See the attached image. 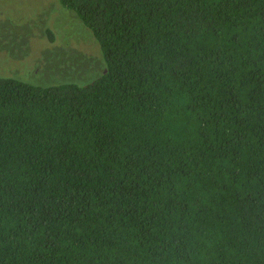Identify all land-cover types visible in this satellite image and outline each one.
I'll list each match as a JSON object with an SVG mask.
<instances>
[{"label": "trees", "instance_id": "16d2710c", "mask_svg": "<svg viewBox=\"0 0 264 264\" xmlns=\"http://www.w3.org/2000/svg\"><path fill=\"white\" fill-rule=\"evenodd\" d=\"M57 1L104 71L0 77V264H264V0Z\"/></svg>", "mask_w": 264, "mask_h": 264}, {"label": "rangeland", "instance_id": "374dc122", "mask_svg": "<svg viewBox=\"0 0 264 264\" xmlns=\"http://www.w3.org/2000/svg\"><path fill=\"white\" fill-rule=\"evenodd\" d=\"M103 71L91 33L57 0H0V77L85 85Z\"/></svg>", "mask_w": 264, "mask_h": 264}]
</instances>
